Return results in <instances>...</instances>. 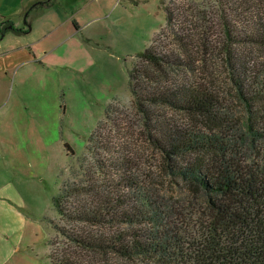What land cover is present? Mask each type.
I'll return each instance as SVG.
<instances>
[{
	"label": "rangeland",
	"instance_id": "obj_1",
	"mask_svg": "<svg viewBox=\"0 0 264 264\" xmlns=\"http://www.w3.org/2000/svg\"><path fill=\"white\" fill-rule=\"evenodd\" d=\"M49 1L0 0V29L9 21L19 29L31 22L26 34L0 30V213L18 244L29 243L26 256L50 264L51 252L79 254L48 222L74 229L54 208L53 197L63 186L105 182L96 160L108 157L107 148L131 163L147 193L168 206L167 214L179 222L205 217L208 198L196 185L171 175L174 162L165 160L153 142L155 119L137 108L128 71L153 36L183 53L167 30L162 2L171 11L180 7L192 37L186 54L196 66L188 78L212 90L242 124L244 108L227 73V49L249 67L264 65V49L228 44L223 26L228 22L234 37L254 32L264 25V5L252 0L257 8L234 17L218 0H175V5L169 0H55L46 8ZM152 111L182 130L208 135L201 117L165 107ZM101 143L108 145L103 149ZM239 144L247 150L243 141ZM107 263L144 264L116 256Z\"/></svg>",
	"mask_w": 264,
	"mask_h": 264
},
{
	"label": "trees",
	"instance_id": "obj_2",
	"mask_svg": "<svg viewBox=\"0 0 264 264\" xmlns=\"http://www.w3.org/2000/svg\"><path fill=\"white\" fill-rule=\"evenodd\" d=\"M218 1L234 17L250 14L258 3L264 5V0ZM162 6L173 44L183 53L176 54L153 36L128 71L131 93L139 111L150 121L155 119L153 142L165 160L174 162L169 165L171 175L202 191L208 198V213L195 221L179 222L167 214V205L147 193L133 175L131 163L115 158V151L107 148L108 157L96 160L105 182L63 186L53 197L54 208L74 229L48 222L79 254L51 252L50 264H108L112 256L144 264H264V65L249 67L227 49V73L244 108L241 124L212 90L188 78L196 66L186 54L192 37L183 9L171 11L165 1ZM25 24L27 28L19 29L9 21L1 25V34H26L30 23ZM223 27L228 44L264 49V25L242 37H234L228 22ZM161 107L203 118L208 135L182 130L152 111ZM107 145L101 143L103 149ZM186 156L193 157L192 162L178 161ZM137 225L148 227L137 229ZM104 228L108 231L99 233Z\"/></svg>",
	"mask_w": 264,
	"mask_h": 264
},
{
	"label": "crops",
	"instance_id": "obj_3",
	"mask_svg": "<svg viewBox=\"0 0 264 264\" xmlns=\"http://www.w3.org/2000/svg\"><path fill=\"white\" fill-rule=\"evenodd\" d=\"M54 2L55 0H50L49 5H45V7L48 8L52 6ZM37 6L38 8H41L40 6H42V3H39ZM34 8L36 9V7ZM30 30L31 28L29 29V32ZM10 32L11 31H8L4 35H7ZM1 210H3L2 208H0V212H3ZM10 231L11 228L5 222L4 215L0 213V264H39L36 263V260H33L32 258L30 259L29 256H26L27 249L30 246L29 243L25 244V246L18 244V239H14V236H12ZM22 251L25 253H22Z\"/></svg>",
	"mask_w": 264,
	"mask_h": 264
}]
</instances>
